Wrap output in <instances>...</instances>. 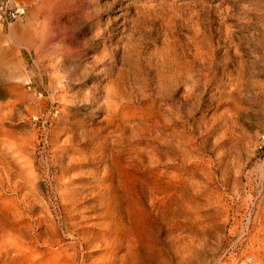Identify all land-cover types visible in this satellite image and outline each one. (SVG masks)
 <instances>
[{"label":"rangeland","instance_id":"rangeland-1","mask_svg":"<svg viewBox=\"0 0 264 264\" xmlns=\"http://www.w3.org/2000/svg\"><path fill=\"white\" fill-rule=\"evenodd\" d=\"M13 1L0 264H264V0Z\"/></svg>","mask_w":264,"mask_h":264},{"label":"built area","instance_id":"built-area-1","mask_svg":"<svg viewBox=\"0 0 264 264\" xmlns=\"http://www.w3.org/2000/svg\"><path fill=\"white\" fill-rule=\"evenodd\" d=\"M25 15V5L13 0H0V21H13Z\"/></svg>","mask_w":264,"mask_h":264}]
</instances>
